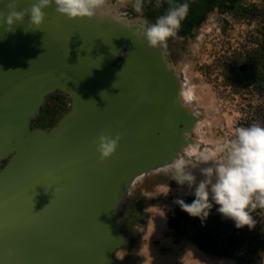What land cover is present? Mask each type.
Here are the masks:
<instances>
[{"label": "water", "instance_id": "95a60500", "mask_svg": "<svg viewBox=\"0 0 264 264\" xmlns=\"http://www.w3.org/2000/svg\"><path fill=\"white\" fill-rule=\"evenodd\" d=\"M107 11L69 20L53 4L40 28L25 17L0 29V264H116L129 183L190 142L196 118L162 52ZM55 91L69 95L67 113L49 130L34 127ZM101 133L122 137L103 162L93 143ZM211 221L212 232L193 243L230 256L242 234L219 216Z\"/></svg>", "mask_w": 264, "mask_h": 264}, {"label": "rangeland", "instance_id": "374dc122", "mask_svg": "<svg viewBox=\"0 0 264 264\" xmlns=\"http://www.w3.org/2000/svg\"><path fill=\"white\" fill-rule=\"evenodd\" d=\"M219 2L220 0H209L204 11L200 9L191 20L182 21L178 36L170 38L166 48H159L167 68L174 72L180 86L192 95L190 110L196 122L189 134L190 142L183 150H191L192 147L198 150L205 148L214 150L217 145L232 137L233 130L244 117L243 113L248 110V103L264 107V96L234 95L221 86L220 78H216L218 69L213 66L215 54L219 50H224L228 44L233 48L239 46L247 33L252 32L256 26L255 22L248 24L247 21L238 19L235 14L225 12V8L219 6ZM256 2L264 6V0ZM133 3L134 0H109L108 5L113 16L127 26L155 23V12L145 11L143 8L142 13H136ZM55 93L65 98L66 111L56 112L51 126L43 129L49 130L54 127L68 111L70 97L62 91L47 95L44 104ZM181 94L180 92L182 97ZM33 126L36 127L34 123ZM193 163H196L194 158ZM192 171L197 176L198 183L202 178L199 168ZM190 195H193L192 190L187 185L177 184L171 173L163 170L137 178L121 209V215L125 208L130 209L132 213V238L128 241L120 226L126 242L113 251L114 262L238 264L232 258L238 252V248L228 257L210 256L197 248L192 241L194 238L192 226L197 223L198 217H192L185 225L187 231L185 237L176 238L168 229L167 218L178 206L175 201Z\"/></svg>", "mask_w": 264, "mask_h": 264}, {"label": "clouds", "instance_id": "9594fccd", "mask_svg": "<svg viewBox=\"0 0 264 264\" xmlns=\"http://www.w3.org/2000/svg\"><path fill=\"white\" fill-rule=\"evenodd\" d=\"M53 4L55 11L69 20L103 19L110 14L107 11L109 0H35L24 9H19L18 0H6L7 12L0 11V29L13 31L23 24L25 17L29 18V26L40 28L46 19L45 9ZM156 7H160V0H156ZM143 8L144 0H134L136 13H142ZM188 13V3L170 6L155 23L140 25L137 32L150 48H166L167 41L178 36ZM181 95L185 100L192 99L190 92ZM121 138L120 134L112 136L110 133L97 137L93 143L101 162L116 153ZM196 168L202 177L198 183L192 171ZM163 171L171 173L177 184L187 185L192 190L195 199L190 204L182 199L175 201L190 216L205 219L215 204L223 217L235 222L236 228H254L253 213L257 209L264 210V126L253 123L236 127L232 137L214 150L184 149L163 166Z\"/></svg>", "mask_w": 264, "mask_h": 264}, {"label": "trees", "instance_id": "16d2710c", "mask_svg": "<svg viewBox=\"0 0 264 264\" xmlns=\"http://www.w3.org/2000/svg\"><path fill=\"white\" fill-rule=\"evenodd\" d=\"M219 3L220 7L225 8V12L235 14L238 19L245 20L248 24L255 22L256 26L252 32L247 33L239 46L233 48L228 44L224 50L215 54L213 66L218 69L216 78H220L221 86L234 95L264 96V6H260L256 0H220ZM247 105L248 110L243 113L244 117L239 120L238 127L253 123L264 126V107L250 103ZM58 111H66V103L63 96L55 93L41 108V115L34 125L40 128L50 127L52 118ZM181 199L190 204L195 197L190 195ZM217 208L218 205L213 204L209 214L221 216ZM131 217L130 209L125 208L120 218V226L128 241L132 238ZM253 217L256 220L254 228H237L242 234V240L236 244L231 254L238 248V252L232 257L238 264H262L263 261L264 210L257 209ZM191 220L192 216L178 205L173 214L168 216L166 225L176 238H182L187 235L185 225ZM231 222L235 226V222Z\"/></svg>", "mask_w": 264, "mask_h": 264}, {"label": "flooded vegetation", "instance_id": "af4514ba", "mask_svg": "<svg viewBox=\"0 0 264 264\" xmlns=\"http://www.w3.org/2000/svg\"><path fill=\"white\" fill-rule=\"evenodd\" d=\"M208 2H209V0H160V7H156V0H144V10L145 11L152 10V12H155L156 13V19H157L159 16L164 15L170 6H175V5L182 4V3H188L189 4V13H188L185 21H189L192 19L193 15L196 12H198L200 9H201V11L202 10L204 11ZM40 115H41V113L39 111L37 118L40 117ZM36 119H35V121H36ZM35 121H34V123H35ZM36 127L40 128V126H36ZM41 129H43V128H41ZM212 216H219V215L209 214L207 216V218H205V219H201L200 217H198L197 223L193 224V226H192V234H193L194 238L199 236V235H204V234H208V233L212 232V230H213V223L211 221ZM219 217H221L226 223L229 222L232 224L231 219L224 218L222 216H219ZM233 242L235 245L237 244V240L234 238H233Z\"/></svg>", "mask_w": 264, "mask_h": 264}, {"label": "bare ground", "instance_id": "6f19581e", "mask_svg": "<svg viewBox=\"0 0 264 264\" xmlns=\"http://www.w3.org/2000/svg\"><path fill=\"white\" fill-rule=\"evenodd\" d=\"M180 90H181V93H186V92H187L186 90L183 89V87H180ZM180 101H181V103H182V105H183V107H184L185 109H191L192 106H191V104H190V103H191L190 100H185V99H183V97L180 96ZM193 149H196V147H192V148H191V150H193ZM182 150H183V149H182ZM182 150H181V149H177L176 152H177V153H181ZM163 166H164V165H163ZM163 166H159V167H157V168H155V169H152L151 171L162 170V169H163ZM131 186H133V180H131V182L129 183L125 195L130 194Z\"/></svg>", "mask_w": 264, "mask_h": 264}]
</instances>
